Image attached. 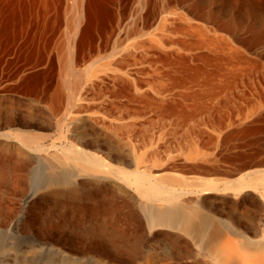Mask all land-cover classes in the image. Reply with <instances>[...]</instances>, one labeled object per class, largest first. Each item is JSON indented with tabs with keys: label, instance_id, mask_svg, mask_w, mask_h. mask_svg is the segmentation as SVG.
<instances>
[{
	"label": "bare ground",
	"instance_id": "1",
	"mask_svg": "<svg viewBox=\"0 0 264 264\" xmlns=\"http://www.w3.org/2000/svg\"><path fill=\"white\" fill-rule=\"evenodd\" d=\"M263 28L264 0H0L2 174L98 217L82 254L129 244L101 264H264Z\"/></svg>",
	"mask_w": 264,
	"mask_h": 264
},
{
	"label": "rangeland",
	"instance_id": "2",
	"mask_svg": "<svg viewBox=\"0 0 264 264\" xmlns=\"http://www.w3.org/2000/svg\"><path fill=\"white\" fill-rule=\"evenodd\" d=\"M256 35L260 41L258 45L264 51V28ZM3 172L0 170V264H101L104 254L120 257L116 261L120 263L122 257H126L129 244L122 239L116 251L109 248V252H103L102 249L93 250L97 248L94 247L88 254L81 253L86 246L101 241L98 217L88 216L85 219L71 216L64 212L68 206L66 200L54 204L47 194L52 182L43 168H37L29 178L6 177ZM83 220H86L85 223ZM77 225L79 228L86 225L95 232L92 235L94 243L92 238L79 233ZM51 245L63 246L75 257L57 259L51 252Z\"/></svg>",
	"mask_w": 264,
	"mask_h": 264
}]
</instances>
